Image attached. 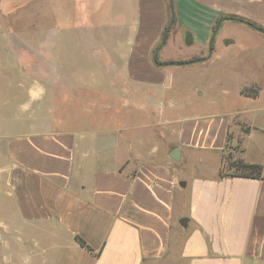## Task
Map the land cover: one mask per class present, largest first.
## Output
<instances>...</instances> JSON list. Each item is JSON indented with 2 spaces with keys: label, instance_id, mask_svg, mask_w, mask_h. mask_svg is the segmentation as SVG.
I'll return each instance as SVG.
<instances>
[{
  "label": "crops",
  "instance_id": "0c3cea01",
  "mask_svg": "<svg viewBox=\"0 0 264 264\" xmlns=\"http://www.w3.org/2000/svg\"><path fill=\"white\" fill-rule=\"evenodd\" d=\"M173 1L161 62L182 59L187 34L184 59L202 57L223 14L264 28V0ZM45 6L64 39L79 25L75 38L123 67L18 81L22 124L0 133V264H264V179L220 175L229 141L233 159L264 166V67H230L234 55L214 46L200 67L153 65L168 0Z\"/></svg>",
  "mask_w": 264,
  "mask_h": 264
},
{
  "label": "rangeland",
  "instance_id": "374dc122",
  "mask_svg": "<svg viewBox=\"0 0 264 264\" xmlns=\"http://www.w3.org/2000/svg\"><path fill=\"white\" fill-rule=\"evenodd\" d=\"M7 1L16 2L17 0H0V133L16 131L22 124L16 118L25 91H21L18 81L35 78L47 83L49 81L48 67H62V69L63 67H110L112 63L114 67H123L119 57L112 59L107 55L98 56L93 40L75 38L76 35L79 37L78 33L81 31L79 25L73 26L72 30H75L76 35L72 32V39H64L65 31L69 30L65 29L63 24H48L49 17L54 14V10L52 6H45L47 0H35L34 2L41 3L36 6L31 4L33 0H23V4L20 3L21 0H18L15 5L19 7L10 8V13L6 15L4 14L6 9L4 5ZM234 16L240 17V15ZM176 27L174 21L168 37L175 32ZM53 28H55L58 38L55 40L54 52L52 51L53 54H50L49 37ZM230 40L232 44H228L231 42ZM213 46L220 47L225 54L234 55L232 61L229 60L230 67H264V34L244 23L223 20L214 37ZM188 49L192 48H189L188 45H178L174 50L175 53L181 55L182 59L176 58L170 61H191V59H184L185 55L183 54L188 53ZM206 56L205 51L202 57ZM157 57L161 62L159 52ZM121 58L124 59V57ZM193 61L195 63L184 66L165 67L170 69L200 67L204 63ZM21 69L22 71H20ZM69 74V71H57L56 78L57 80L70 79ZM104 77L108 78L107 75ZM175 81L178 84L181 83L180 85L188 83V80L179 82L176 79ZM108 112L111 113V111ZM47 118L45 112L41 114V119L46 120ZM235 148L236 146L232 142L227 143L223 153L225 164L227 157L233 155Z\"/></svg>",
  "mask_w": 264,
  "mask_h": 264
},
{
  "label": "trees",
  "instance_id": "16d2710c",
  "mask_svg": "<svg viewBox=\"0 0 264 264\" xmlns=\"http://www.w3.org/2000/svg\"><path fill=\"white\" fill-rule=\"evenodd\" d=\"M224 18H229V20H233L234 18L245 20L249 24H252V25H255L257 27L264 29L263 27L256 25L252 21H249V20H246L240 17H236L234 15H221L217 18L216 22ZM191 60H199V57H192ZM250 91H251L250 89L244 88L242 90V93L248 96H252L253 94ZM225 168H226V171H224ZM263 168H264L263 165L246 163L241 159H233L232 155H230L226 159V164H225L224 158L222 157L220 175L230 176V177L251 178V179H264ZM75 239L81 247H84L88 249L89 251H91V249L85 244V242L81 238L75 237Z\"/></svg>",
  "mask_w": 264,
  "mask_h": 264
},
{
  "label": "water",
  "instance_id": "95a60500",
  "mask_svg": "<svg viewBox=\"0 0 264 264\" xmlns=\"http://www.w3.org/2000/svg\"><path fill=\"white\" fill-rule=\"evenodd\" d=\"M168 5H169V20H168V23H167V25H166V27H165V29L163 31V34L161 36L160 43L155 48V50L153 52L152 62H153L154 65H156L158 67H165V66H170V65H174V66H184V65H187V64H192L195 61L191 60V61H178V62H175V61L160 62V61L157 60L158 52H159L160 48L165 44L166 39L168 37V34L170 32V29H171V27H172V25L174 24V21H175L174 1L173 0H168ZM223 20H229V18L220 19V20H218L216 22V24H215V26L213 28V31L211 33V36L209 38V41H208V48H207L208 55L206 57L201 58V59L196 60V61H204V60L208 59V57L211 55L214 37H215V35L217 33V30L219 29L220 23ZM233 21L240 22V23H244V24L248 25L249 27H251L252 29H254L255 31H258L259 33L264 34V29H262L260 27H257L255 25L249 24L245 20H240V19L234 18ZM185 44L186 45L191 44V35L190 34H187L185 36ZM173 157H175V156H173ZM186 222H187V220L186 219H183L179 223L182 226H185L186 225Z\"/></svg>",
  "mask_w": 264,
  "mask_h": 264
},
{
  "label": "flooded vegetation",
  "instance_id": "af4514ba",
  "mask_svg": "<svg viewBox=\"0 0 264 264\" xmlns=\"http://www.w3.org/2000/svg\"><path fill=\"white\" fill-rule=\"evenodd\" d=\"M211 36V35H210ZM210 38V37H209ZM208 41H209V39H208ZM207 48H208V45H207ZM161 49V48H160ZM212 49H213V45H212ZM212 53V52H211ZM207 55H208V53H207ZM158 58V57H157ZM201 58H204V57H201Z\"/></svg>",
  "mask_w": 264,
  "mask_h": 264
}]
</instances>
